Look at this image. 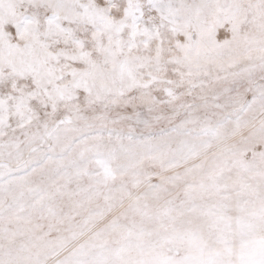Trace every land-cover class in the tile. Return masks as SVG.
Masks as SVG:
<instances>
[{
    "label": "snow or ice",
    "instance_id": "6c2138e0",
    "mask_svg": "<svg viewBox=\"0 0 264 264\" xmlns=\"http://www.w3.org/2000/svg\"><path fill=\"white\" fill-rule=\"evenodd\" d=\"M0 264H264V0H0Z\"/></svg>",
    "mask_w": 264,
    "mask_h": 264
}]
</instances>
